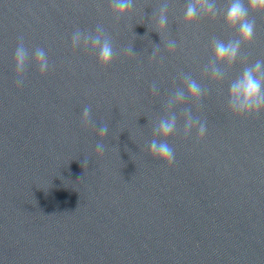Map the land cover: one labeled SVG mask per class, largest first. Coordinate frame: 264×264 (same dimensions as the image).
<instances>
[{
	"label": "clouds",
	"instance_id": "obj_1",
	"mask_svg": "<svg viewBox=\"0 0 264 264\" xmlns=\"http://www.w3.org/2000/svg\"><path fill=\"white\" fill-rule=\"evenodd\" d=\"M134 2L135 0H109L110 8L117 20L132 10ZM168 6L169 0H162L158 13H156L157 24L161 30L166 29L168 25ZM218 12L216 0H186L183 18L187 24H191L200 19L202 15L215 18ZM252 13L264 14V0H228L227 7L223 11V18L229 28L236 30V38L227 41L215 37L212 39V57L203 67L204 73L209 74L212 79L223 80L226 73L222 66L231 67L235 64L241 55V46L252 42L255 36V20L250 18ZM17 41L12 55L13 83L17 88H23L30 65H35L42 76L51 71L53 65L44 48L29 47L23 35L18 36ZM71 46L74 49L83 48L85 51H92L97 63L103 68L111 65L114 58L119 55L113 47L112 38L101 25H97L94 31L76 28L71 34ZM165 47L174 51L177 47L176 41L168 40ZM159 49L160 46L154 44L151 59L156 58ZM122 51L127 55L136 54L132 45L125 47ZM180 78L183 87H177L168 96L164 104L165 114L153 124L152 139L147 142L150 155L167 166L176 162L175 150L168 143V139L179 131L175 108L183 104L186 99L192 100L199 106L208 91L191 74L182 72ZM151 91L153 94L158 93L155 82L151 85ZM227 107L237 117L247 118L264 113V59L246 64L242 72L231 80L228 86ZM181 114L184 117L183 134L185 136L191 135L193 130L196 131L198 140L206 135V122L194 115L192 108L182 109ZM80 122L86 127L93 126L101 138L108 136L109 125L101 121V126L96 127V122L92 119L91 106L85 105L81 108ZM106 150L107 146L102 141L95 144L97 153L103 154Z\"/></svg>",
	"mask_w": 264,
	"mask_h": 264
}]
</instances>
